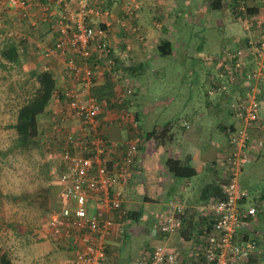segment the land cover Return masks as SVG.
Here are the masks:
<instances>
[{"label":"built area","instance_id":"1","mask_svg":"<svg viewBox=\"0 0 264 264\" xmlns=\"http://www.w3.org/2000/svg\"><path fill=\"white\" fill-rule=\"evenodd\" d=\"M24 1L3 0V3L6 9L16 11L22 19L28 14ZM54 3L50 9L43 6L42 12L46 11L55 37L51 43L35 42L36 46H40V57L55 59L60 64L61 72L56 76L57 88L53 97L54 102H57L62 98L59 96L60 92H63L61 100L65 103V110L58 113L55 125L63 127L66 119H74L77 122L75 132L67 131L66 139L77 147L73 151L64 148L56 156L61 169L58 170L54 164L52 171L62 184V203L49 218V230L56 238L63 237L60 244L68 252L66 264H101L107 256L102 240L106 234H111L113 223L109 217L101 216L97 211L89 215L85 203L88 199L96 198L108 210L119 209L123 212L119 188L131 178L139 137L132 136L125 141L108 140L96 131L102 121L100 114L108 111L115 112L111 116V122L117 117L124 123H133L132 116L126 110L115 107L108 109L106 101L97 100L89 89L94 76L98 77L99 74L102 77L105 66L114 64L104 47L108 42L110 12L88 0H54ZM3 20L0 12V25ZM100 23H103V27ZM116 23L123 24L118 21ZM259 23L262 36L258 43L256 41L253 59H245L251 46L246 43L232 50H225L222 69L215 76H210L206 88L208 94L220 91L225 88V79L238 85V77L243 79L244 84L241 96L229 104L230 115L239 124L229 123L225 127L224 153L218 157L222 162L219 165V195L209 196L206 200L207 212L204 214H208L209 223L202 232H196L201 243L191 257L187 258L189 264H246L257 247L256 234L251 230L255 208L252 204L244 203L247 190L237 178L243 165L250 159L246 126L257 123L259 119L256 99L258 89L253 82L256 83L264 71V18ZM123 46L116 54L126 61L129 45L125 43ZM110 74L115 85L114 100L122 102L123 97L131 93L137 82L134 79L128 85L123 80L124 77L118 78L116 69L111 70ZM217 77L225 79L219 81ZM108 120L110 122L107 117ZM263 142L264 140H256L255 147L258 148ZM118 151L119 156L113 158L112 153ZM186 208V205L177 200H168L159 218L153 221L152 227L161 235L178 231L182 228ZM182 263L179 251L165 250L162 244L154 245L152 249L127 262Z\"/></svg>","mask_w":264,"mask_h":264},{"label":"rangeland","instance_id":"2","mask_svg":"<svg viewBox=\"0 0 264 264\" xmlns=\"http://www.w3.org/2000/svg\"><path fill=\"white\" fill-rule=\"evenodd\" d=\"M88 1L95 5H99L100 7L107 8L105 3L109 0ZM224 1H226V4L230 7L234 5L232 3L233 1L238 3L236 5L240 12L234 13L235 11H231L230 7L222 10H214L213 8L211 9L208 7L203 14V24L198 19L190 23L188 20L193 16L191 12L192 5H183L185 13L178 12L179 14H176V16H178L177 19H180L178 25H181V28L184 29L181 34L187 37V33L195 31L198 27L206 28L207 26L209 27L216 23L222 29L221 26H224V24L218 22L222 19L228 18L229 21L228 24H226V27L222 30L217 28L216 31H213V35L219 37L223 32L228 33L230 31L235 36L239 35L241 37L243 27H247L248 25L250 34L252 31V34H249L250 42L247 43V40H243L240 44L246 43L251 45L248 48V56L245 57L246 61L251 60L256 52V44L258 43V40L256 43L257 37H254V35L256 32L258 33V28L260 26L259 22L264 18V0H248V2L247 0ZM148 2L149 4H147ZM153 2H159L163 4V7L170 8V6H165L167 0H162L161 2L158 0H110V6L107 8L110 12L108 20L111 19L110 26L115 34L114 38H110V41H115L117 44L115 53L117 50L119 51L124 47L122 44L125 45V43H127L129 45L126 53V61H124V63L136 64L138 63V55L148 56L154 50L156 51V49L153 48L154 44L152 46L150 43L151 30L149 28H157L158 26H161L162 20L157 17L153 18V14H157L155 11L148 12L149 5H155L152 4ZM168 2L169 5H174V7L178 5L175 0H168ZM180 2L183 4L184 0H180ZM252 2H255L256 5H258L259 12L257 11V15H253L251 10H247L251 7ZM51 7H49V9ZM179 8H182L181 5L177 9ZM52 9H54V7ZM4 13L7 14V12H3L4 20L0 25V45L5 39H8L7 36L9 38H18V35H20L19 33H25V43L27 45L29 41L34 43L35 39H40L41 37L44 41L48 39L49 31L46 30L48 25H46V22L41 19L42 17H39L40 20H36L33 25H29L27 22L19 20L15 14L5 15ZM172 16L173 19L176 18L173 13L171 14L170 12L169 18ZM25 18L22 19L25 20ZM116 21L123 22V24H117ZM140 21H142L143 24H146V29L145 26L139 24ZM132 22H135V25H139L137 30H132ZM182 22H188L193 26L182 25ZM170 25V27L174 26L173 24ZM168 30L171 29L168 28ZM172 32H176V34L180 33V31H176V29H172ZM27 34H30L33 37ZM166 34H171V32H167ZM44 35L45 37H43ZM154 35L155 34L152 36ZM240 40L238 41L241 42ZM162 41L167 40L163 39L159 41V43ZM209 44H211V42ZM177 46L178 48L176 50L179 51V54H182V51L179 50L181 45L178 44ZM208 46L209 45L203 46L201 50L208 51V48H210ZM33 47L34 48L28 53H22V56H20V63H9L0 58V252L1 250L6 251L13 264H66L65 259L67 258L68 252L62 247L56 246V237L52 235L49 230V218L56 212L62 203L60 197L61 188L54 178V173H51V171L49 172V167L51 166L52 170L55 164V159L53 158L55 157V154L51 153L52 151L48 152L47 150H44L41 145V139L38 148H30L28 150L20 151L19 149L12 147L13 128L10 125L14 119L15 109L19 103L31 95L36 85L31 70L35 68H43L46 65L44 63L45 61L40 57V46ZM26 51L27 49L21 52ZM218 51L219 48L216 49L215 52ZM157 52V56L150 58V62L144 67L143 72H141L139 76L138 71L133 74V78H135L137 83L139 82L134 96V105L135 107L137 105L136 110H138L139 105L147 102L144 106H154L155 113L151 117L152 121L155 119V123L160 124L165 119L171 118L174 130L173 143L175 142L176 146L179 145L178 143L182 144L185 141L187 144L194 140L195 142L200 143L201 147L208 146L211 150L220 146L219 141H222L225 145V130L221 131L218 129L217 131L212 125H214L215 121H218L219 119L223 122L228 121L227 123L233 122L235 125L239 123L234 117H225L219 114L212 117L206 116V118L203 116L204 123L199 131H192L190 136L184 133V139H181L180 137L181 128L187 129L190 126H193L195 122V120L191 118V114H188L186 111V108L190 106V102H192L195 97L199 98V96H195L196 94L201 93L203 95L201 91L204 84L203 79L208 73L207 86L210 76H215L217 71L222 68L212 70L208 67V70L210 71L205 72V69L200 66L201 63L199 64L201 68H189L186 64L189 59L186 58L185 60L182 55L167 58L165 55L161 56ZM184 61H186V63ZM204 66H208V64L204 63ZM55 68L57 70L55 72H60V65L58 63H56ZM99 76L100 75L98 74V77ZM195 78H197L196 81H194ZM240 78L241 77H238V85L236 83L234 86L231 85L233 81L227 80L224 77H217V80L219 81L226 80L225 88L223 87L220 91L214 93L208 94L205 92V94L212 98H222L224 96L226 100L224 101V99H222L221 103H223L222 109L225 111L226 108L228 109V104L235 101L236 98L243 93L241 87H243L244 84L242 83L243 79L240 80ZM259 79H261L259 85L257 82L253 83L258 91L260 90V93L264 96V71L261 73ZM193 82L194 84L189 86V84H192ZM165 100L168 101V104H166ZM178 101L182 102L178 103ZM52 102L55 103L54 101H51V103ZM263 110L264 98L260 97L257 99V111L261 118L263 117L261 115ZM227 113L229 115L231 114L230 112ZM152 121L143 122L142 124L145 127H149ZM183 121H185V124L182 123ZM180 124L186 126V128H183ZM257 124L258 122H253L246 126V131L249 135V145L255 150L248 146L247 141V146L250 150L248 153L250 159L243 165L242 170L238 174L237 180L247 190L244 203L252 204L256 209L254 217L251 220V230L256 234V239L258 240L257 245L260 242L264 245V143L259 145L258 148L255 147L256 140H264V120L260 125L257 126ZM75 125L76 124H74V129L76 128ZM254 126H257L256 129L253 128ZM49 161H51V164L48 165V167H45V163H49ZM213 163V167L217 168L222 162L218 157H215ZM170 175L176 178L172 173ZM196 178L198 183L208 180L210 184H212V189H214V186H220V173L216 171L214 176L213 172L211 174V172H208V170L202 165L201 170L195 178H184L185 180H182L184 182L181 181L184 185L189 182V185H186L180 191L179 189L177 190V187H180L179 181L175 185V192L180 196L178 194L162 195L160 200L163 201V206H161L162 204H158L157 208H162V212L163 207L166 206L168 200H177L186 205L188 210H190L191 207H188L190 202H188L187 197L194 198L195 196H198L199 187L194 184ZM43 193H45L44 204L41 203ZM218 194L219 193L217 192V195ZM209 196L215 195L214 193H211V195H207V199ZM39 203H41V205ZM85 207L89 215L97 210L95 201L92 202V200L89 199L86 201ZM203 208V210L207 212L206 203ZM137 210L138 205L134 208V214H137L135 213ZM143 212L146 211L143 210L141 213ZM154 216V220H156L160 215L158 216L156 213ZM129 220H131L132 223H126V226H124V232L122 236H120L121 241L118 243L121 258H117L116 262H110L113 260V258H111L112 253H107L105 258L109 261L107 264H122L133 258L137 253L138 247L141 244V240L138 238V222L136 223V221L131 218ZM136 220L138 221V219ZM187 222H190V220L186 221L185 219L183 222L184 229L190 228L191 222ZM120 238L117 237L116 240L119 241ZM196 238V233L190 230V237L182 240L180 244H184L183 247L187 246L189 249L191 246L195 245ZM188 242H193V245ZM178 248L180 249L182 247L179 245ZM114 253L116 254V251H114ZM187 258L188 257L185 256V259ZM261 264H264V259Z\"/></svg>","mask_w":264,"mask_h":264},{"label":"crops","instance_id":"3","mask_svg":"<svg viewBox=\"0 0 264 264\" xmlns=\"http://www.w3.org/2000/svg\"><path fill=\"white\" fill-rule=\"evenodd\" d=\"M26 1V5L27 6V23L29 25H33L35 23L36 20H40L39 17H42L41 19H43L46 22V25L49 26V18L46 16V11L42 12V6H40L37 0H25ZM158 1H162V0H158ZM253 1V0H252ZM248 2V0H247ZM54 3V2H53ZM151 3V2H150ZM37 4V5H36ZM149 4V2L147 3ZM155 5H149L150 7H148V12L150 11H155L157 14L156 16H154L153 18L159 16V18L162 20L161 21V26L156 27H150L149 29L151 30V34H150V43L156 49V51L152 52L150 55L151 57L153 56H157L156 52H157V45L159 43V41L165 39L167 41H170V52H168L167 55H165L166 57L172 55L173 53V49H177L178 48V44L181 45L184 42H178L177 39H175V35L174 33H172V29H182L181 25H178V23L180 22V19H177L178 16H176V11L174 10V5H169V2L167 0V2L165 3V6H170V8L168 7H163L161 3L156 2V3H152ZM250 4V3H249ZM1 5H5V3H3V0H0V12H1ZM55 5V3L53 4ZM160 5V6H159ZM154 6V8H153ZM207 8V7H206ZM206 8L203 5H192V15L193 16H200L201 18H199L198 20L203 24V14L206 12ZM249 10L252 11L253 15L254 14H258V5H256V3L252 2L251 3V7L249 8ZM258 11V12H257ZM4 12H7V14L5 15H12L14 14V11H9V10H4ZM173 13V15L176 17L175 19H173V16L169 18V14ZM183 13L184 9L182 10ZM257 12V13H255ZM3 15V11L1 12ZM152 13V12H151ZM150 13V14H151ZM4 16V15H3ZM194 20L196 17H193ZM151 19V18H148ZM190 23L192 21H190V19L188 20ZM229 19L225 18L222 19L221 21H219L218 23L224 24V26H221L222 29L224 27H226V24H228ZM173 24V27H170L171 25L169 24ZM231 22V21H230ZM257 22V21H256ZM165 24L164 26L162 24ZM185 22H182V25H188L191 26L192 24L186 22L185 24H183ZM141 25L145 26L146 29V24H143L142 21H140ZM48 26L46 27V29H48ZM167 26V27H165ZM180 26V27H179ZM193 26V25H192ZM166 28V29H165ZM167 28L171 29V30H167ZM247 28V29H246ZM226 30V29H225ZM258 33L256 32L254 37L256 38V41L259 40V38H261L262 34H261V30L260 27L258 28ZM257 31V30H256ZM167 32H171V34H166ZM49 38L51 39V31H49ZM153 34H155L154 36H152ZM250 30L247 27H243V33L242 36L240 37L239 35L235 36L234 34H232V32H223L218 38H223L222 40H226L229 41L230 43L232 42L233 44L237 43L240 44L242 43L243 40H250ZM235 36V37H234ZM203 41L204 42H209L211 41V39L215 38V35L213 34H204V36H202ZM242 38V39H241ZM241 39V40H240ZM238 40H240L241 42H239ZM232 44V45H233ZM182 46V45H181ZM175 47V48H174ZM158 53V52H157ZM162 56V55H161ZM148 56L146 55H142L139 56L138 55V62L143 61V59H146ZM150 61V59H149ZM46 65V68L49 69L50 71H53L56 76L58 75V73L61 72H55L57 71L55 66L56 63H53L51 61H45L44 62ZM55 65V66H54ZM57 79V78H56ZM197 78H195L194 81H196ZM208 79L205 78L203 79V86L201 88V91L203 93V95L201 93L196 94L195 96H199L195 97V99L190 102V106L186 108V111L188 112V114H191V118H193L195 120L193 126L188 127L187 129H182L180 130V137L181 139H184V133L188 136L191 135L192 131H199V129L203 126L204 120H203V116L206 118V116H216V114L219 115H223L225 117H232L231 115H229L227 112H229L226 108L225 111H223L224 109H222L223 103L222 99H224V101L226 100V98L223 96L222 98L216 97V98H212V97H208L205 94V90L207 88L206 83ZM194 84V82L192 84H189V86H192ZM242 88V87H241ZM194 94V93H192ZM206 95V96H204ZM166 104H168V101L165 100ZM182 101H178V103H180ZM147 103V102H145ZM144 103V104H145ZM139 105L138 107V134H139V142H138V146H137V151L135 153L134 156V164L132 166V175L131 178L128 180V182L125 185L120 186V191H121V197H122V208L124 209V213L125 216L123 219H121L120 222H122L123 225H121V229L124 228V226H126V223H132L131 220H129L130 218H128L127 213L129 211H132L134 213V208H136V205H138V210L135 213H138V217L136 216L135 218L138 219V221L134 218L132 220L136 221V223L138 222V238L139 240H141V244L138 247V254L136 253L135 256L140 255L141 253H143L144 251H147L148 249H152L154 245L157 244H162L164 246L165 250H177L181 253V260L183 262H185V264H189L188 259H185V256L187 257H191V255L193 254V251L196 250V248L198 247V245L201 243V239L200 238H196L195 240V245L191 246L189 249L188 247H183L184 244H180L182 242V240H185L186 238H183L184 235H182V233L178 231H174L172 233H169L167 235H161L158 231L154 230V228L152 227V223L155 219L154 214L157 213V215H160V212L162 210L158 209V204L163 206V201L160 200L162 195H169V194H178L175 191V185L178 183L179 181V186L177 187V190L179 189V191L185 187L186 185L182 184V181L184 178L185 179H189L190 178H195L199 171L202 168V165L208 170V172H213V175L215 176L216 171H219V166L217 168L213 167V160L215 157H219L221 155H223L224 153V144L222 143V141L220 142V146L218 148L215 149H210L208 146L207 147H201L200 143H197L194 141H191L189 143L186 144V142L184 141L182 144L178 143L179 145L176 146V143H173V139H174V130H173V126H172V120L171 118L165 119L162 123L157 124L155 123V119L152 121L151 117L154 115V106L152 105ZM54 103L52 102V104H49V107L53 106ZM176 105V104H174ZM225 105V103H224ZM181 107V106H180ZM48 108L45 107V109ZM207 110V111H205ZM114 111H108V113L106 114H100V120L101 121V125L106 126L105 127V131H106V138L108 140H120L122 138L125 137L126 134V123L120 121L117 117L114 118V121L112 120L111 122V116L114 114ZM227 113V114H226ZM43 115V116H42ZM264 120V110L263 113L261 114ZM114 116V115H113ZM43 117V119H42ZM47 115L44 114V112L42 114H40L38 116V128L39 130H43L45 131V134L47 135H51L54 132H56L53 129V125L50 123V120L48 118H46ZM107 117L110 119L107 121ZM261 118V119H262ZM47 119L50 123V125L47 122ZM184 120V119H183ZM148 121H152L151 125L149 127H145L143 126V122H148ZM118 122V123H116ZM187 122V121H186ZM228 121H221L220 119L218 121H215V124L212 125L217 131L218 129L222 131V127L223 125L229 124L227 123ZM233 123V122H230ZM64 127H61L65 132L70 131V130H75L74 129V124H76L75 126H77V122H75L74 119H66L63 123ZM52 125V126H51ZM181 125V124H180ZM216 125V126H215ZM183 128H186V126L181 125ZM56 127V126H55ZM256 129V127H254ZM60 130V129H59ZM185 130V131H184ZM57 133V132H56ZM58 134V133H57ZM43 135V133H42ZM178 135V133H177ZM252 135V134H251ZM253 137V135H252ZM209 138H210V134H209ZM216 145V144H215ZM250 148H252V146H250ZM253 149V148H252ZM121 150V149H120ZM119 150V151H120ZM255 150V149H253ZM116 152V153H112V157H118L120 152ZM203 155V156H202ZM166 157H173V158H177L180 162L181 165H186V166H190L194 169V172L191 175H186V176H182V177H173L172 175H170L171 173L167 170L165 163H164V159ZM204 157V158H203ZM202 161V162H201ZM203 163V164H202ZM55 180L58 182L57 184L59 185V187L62 189V184L59 182V180L57 179V177H54ZM212 178V177H211ZM214 178V177H213ZM184 179V180H185ZM182 181V182H181ZM194 184L199 187V191H198V196L193 197H187L188 198V202H190L188 204V207H191L190 210H188V208H186V212L184 215V219L188 220V219H193L195 220L198 216V214H204V212H206L205 210H203L206 200H207V195H211V193H214V195H217V192L219 193V187L214 186V189H212V184H210V182L208 180H206L205 182H197V178L195 179ZM184 185V186H183ZM211 189V190H210ZM61 193V190H60ZM188 193V191H187ZM185 193V194H187ZM179 195V194H178ZM180 196V195H179ZM186 198V197H185ZM89 200L95 201L96 203V208H97V212L100 213L101 216H106L109 215L111 217H116V215H118V213H115V211L113 210H108L105 206V204L103 202H100L99 200H97L96 198H91ZM164 208V207H163ZM146 211L141 213L142 211ZM201 211V212H200ZM141 215V216H140ZM157 216V217H158ZM117 219V218H116ZM119 222V221H118ZM135 223V224H136ZM130 225V224H129ZM123 227V228H122ZM183 228V227H182ZM181 228V229H182ZM146 229V232H145ZM124 231L120 232H113L111 234H106L102 240L103 245H104V250L107 253H112V257L113 260H111L110 262H116L117 258H121L120 255V249H119V245L118 243L121 241V239L118 241L116 240L117 237L120 238V236H122ZM198 234V233H196ZM188 237H190V235H188ZM61 238L63 239V237L61 236ZM127 240V239H126ZM200 240V242H199ZM189 243V242H188ZM193 245V242H190L189 244ZM60 244V239L58 241V243H56V246ZM179 245L182 248H178ZM114 251H116V254L114 253ZM187 252V253H186ZM134 256V257H135ZM133 257V258H134ZM264 257V245L260 242L255 251L250 255L249 260L247 262V264H261L263 262V258ZM132 259V258H131ZM107 262H109L108 260H103L101 264H107Z\"/></svg>","mask_w":264,"mask_h":264},{"label":"trees","instance_id":"4","mask_svg":"<svg viewBox=\"0 0 264 264\" xmlns=\"http://www.w3.org/2000/svg\"><path fill=\"white\" fill-rule=\"evenodd\" d=\"M37 1H38L37 4H39L42 7L43 6L51 7L54 4L53 3L54 0H37ZM24 2L26 5V1H24ZM175 2L178 4L174 8V10L176 11V14L178 12L179 13L182 12L181 10L184 9L183 5H186V6L187 5H193V4L194 5L195 4L196 5H203L205 8L209 7L211 9L213 8L214 10L228 9L230 7L226 4V1H224V0H196V1L184 0L183 4L180 2V0H175ZM109 3H110V0L106 1V3H105V6H107V8L110 6ZM232 3L234 5H232L230 7V10L231 11L234 10L235 11L234 13L240 12V10L237 8V5H236L238 3L234 2V1ZM180 5L182 8L177 9ZM6 8L7 7L5 5H1V12L2 11L4 12V10ZM6 10H9V9H6ZM247 10H249V8ZM10 11H12V10H10ZM15 12H14V14L17 15V18H19V20L26 22L27 19H25V20L21 19V17ZM14 14H12V15H14ZM153 15L156 16V14H153ZM193 17H196V19L200 18L198 16H192V17H190V21H192V22L194 21ZM157 18H159V16H157ZM162 25L164 26L165 24L163 23ZM100 26L103 27V23H100ZM132 27L134 28V30H137L139 25H135V22H132ZM165 27H167V26H165ZM217 28L221 29L217 25V23L215 25H211L209 27L207 26L206 28L198 27L195 31H190L189 33H187V37L185 35L181 34L184 31V29L178 28L177 30L180 31V33L176 34V32H174V34H175V39H177L179 42H184L183 44H181L182 45L181 48L179 47L180 48L179 50L182 51V54H179L178 50L173 49L172 50L173 51L172 56L170 55L168 57L173 58L176 55H182L185 60H186V58L189 59L188 63H186V61H184L189 66V68L194 67V68L198 69V67L201 68L200 66H202L203 69H205V72L210 71V70H208V67H209V69H212V70L222 68V55H224V51L225 50H232L235 47L241 46L245 43L240 44V45H238L237 43L233 44L232 42L230 43L229 41L222 40L223 38H221V37L218 38L217 36H215V38L211 39V41H209L207 43L204 42L202 36H204V34H213V31H216ZM46 30L51 31V33H53L51 35L52 36L51 39L48 37V39L46 41H44V39H41L42 38L41 37L40 39L39 38L35 39V41H40L41 43H49V42L51 43V41L55 37L54 30L52 29V27H50V25L48 26V29H46ZM167 30H168V28H167ZM221 33H222V31H221ZM19 34L20 35H18V38H14V37L9 38L7 36L8 39H5L3 41V43L0 45V58L5 60L6 62L14 63V64L20 63V56H22V53L26 54L31 49L34 48L33 46H36L35 41H34L35 43H32L31 41H29L28 45H27L25 43L26 42L25 33H23V34L19 33ZM27 35H30V34H27ZM114 35L115 34L113 33L111 26H109L108 27V36H107L108 42H107V44L104 45V47L107 49V53L109 54V56L112 57L114 64L105 66V69H103L102 77L94 76L93 83L90 85L89 89H90V93L93 94L97 100H105L106 101L105 106L108 109H111L112 107H115L116 109L122 108L123 110H126L132 116L133 123H131V122L126 123L125 137L120 139V141H125L127 138H130L132 136L137 135L139 137V134H138V110H136L137 105H136V107L134 105L135 104V97L134 96H135V92L137 90L139 82L136 84L134 89H132L131 93L128 96L123 97L122 102L117 103L114 100L116 92L114 89L115 85L113 83V80H111L112 76L110 74V71L116 69L118 72V78H120L121 76L124 77L123 80H125L126 83H128V85H131L132 80L135 79V78H133V76H134L133 74L138 71V76H139V74L141 72H143L144 67L150 62L149 59L151 58V55L149 54L146 59H143V61H140L136 64L124 63V59H120L119 55L117 56V54L115 53V48L117 47V44L115 43V41L114 42L110 41V38H114ZM179 35H180V37H179ZM30 36H32V35H30ZM43 37H45V35ZM210 42H211V44H209ZM122 45H124V44H122ZM206 45H209L208 47H210V48H208V51L201 50L202 47L206 46ZM157 48H158V54L159 55H167L171 49L170 41L160 42L158 44ZM218 48H219V51L215 52L216 49H218ZM25 49H27L26 52H21V51H24ZM42 59L46 62L51 61L53 63H58L55 59H44V58H42ZM95 62H97V60ZM200 63H201V65L199 66ZM204 63H207L208 66H204ZM31 74L33 75V77L36 81V85H35L32 93H31V95L28 98L24 99L21 103H19L15 109L14 119L10 125L13 128L12 147L17 148L20 151L28 150L30 148H38L39 141L41 139V145L44 148V150H47L48 152L52 151L51 153L55 154V157H53V158L56 160V162H54V163L57 165L58 170H60L61 169V165H60L61 163H59L58 158L56 157L58 155V153L60 151L64 150V148H68L70 151H73L77 147L76 145H73L71 142L68 143V141L66 139V132L61 127H58L55 125V121L57 119L58 113L65 110V103H64V101L61 100L64 97V96H62L63 92L61 91L59 94V96L62 98H60L59 101L55 102L52 107L51 106L49 107V104L51 103V101H54V97H53V95L55 94L54 90L57 88L56 87V83H57L56 82V80H57L56 74L54 75L53 71H50L49 69H47L46 66H44L43 68H39V69H36V68L32 69ZM208 76H209V74L207 73L206 79ZM260 82H261V79H259V81H257V84L259 85ZM231 85H233V84H231ZM234 86H235V84H234ZM68 97L69 96H67V98ZM260 97L264 98V96L262 95V93H260V90H259L256 93V98L259 99ZM227 104H228V100H227ZM229 104H228L227 110L230 112ZM47 105H48V108L45 109V107H47ZM43 112H44V114L47 115L46 118H48L50 120V123L53 125V129L58 134L56 132H54L51 135H47V134H45V131L39 130L37 119H38V116L40 114H42ZM48 119H47L46 123H48L50 125ZM262 121H263V119H261V117L259 116V119L257 121L258 122L257 126L260 125V123H262ZM182 123L185 124V121H183ZM103 127H104V125H98L96 128V131H99V134L103 138H106V131ZM225 127H226V125H223L222 130H225ZM42 133H43V135H42ZM120 145H121V143H120ZM121 147H122V145H121ZM164 163H165L167 170L170 173H172L173 175H175L176 177L191 175L194 172V169L192 167L186 166V165H181L177 158L166 157L164 159ZM50 164H51V161H49V163H45V167H48V165H50ZM50 171H51V173L53 172L51 170V166L49 167V172ZM45 190H46V188H45ZM214 193H216V192H214ZM42 196H43V198L41 199V203L44 204L45 193H43ZM41 203H39V204L41 205ZM113 211H115V213H118V215H116L115 218L111 217L109 215H106V217H109L113 223L114 228L112 229L111 233H113L114 231L121 233V231H124V228L122 227L123 229H121V225H123V224L120 221H121V219L124 218L126 213L123 214L124 210H123V212H121V211H119V209H114ZM137 214H134L132 211H129L127 213V216H128V218L134 219L136 216H138ZM247 219L249 220L250 218L248 217ZM184 220L185 219H183V222H184ZM188 220H190V222H191L190 228L189 229H184V228L179 229V232L182 233V235H184L183 238H188V235H190V230L193 231L194 233L202 232L203 229L205 227H207L208 223H209L208 214H199L195 220H193V219H188ZM190 222H187V223H190ZM182 227H183V225H182ZM59 239H60V241L62 240L61 237L56 238V243H58ZM44 240H47V239H44ZM57 246L62 247L61 244H58ZM105 250H107V249H105ZM137 254H138V251H137ZM128 261H130V259L127 260L126 262L122 263V264H127ZM0 264H13L12 261L10 260V257L8 256L6 251H4V250H1V252H0ZM182 264H185V262H183Z\"/></svg>","mask_w":264,"mask_h":264}]
</instances>
